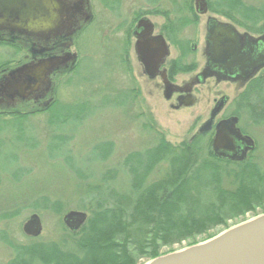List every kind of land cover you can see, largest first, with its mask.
<instances>
[{"label":"rangeland","instance_id":"obj_1","mask_svg":"<svg viewBox=\"0 0 264 264\" xmlns=\"http://www.w3.org/2000/svg\"><path fill=\"white\" fill-rule=\"evenodd\" d=\"M86 1L90 5L91 21L72 38L68 52L76 59V64L59 76L49 75L54 76V85L45 104L0 107L8 110L0 112V264L12 258V245L33 242L32 237L21 230L31 213L38 214L42 226L40 234L33 239L48 242L66 237L61 234L66 230L61 222L62 215L67 210H81L89 215L87 209L94 208V202L87 194L96 185L105 186V191L122 186L125 155L156 147L157 134H162L173 146L188 142L207 117L213 97L219 94L228 95L230 100L235 97V84L220 81L212 85L209 82L199 86L195 105L174 112L168 109L160 92L151 90V94L148 93L150 85L138 80L134 83L139 87L140 95L126 99L124 93L133 84L120 72L118 58L114 56L122 43V30H128L133 13L143 5L148 7L150 3V9L157 5L154 7L171 12L178 0ZM151 14L155 15L154 12ZM155 19L163 21V16ZM28 52V45L11 40L0 42V74L6 75L23 64ZM186 75L189 73H183V78ZM260 88L255 93V100L246 99L235 109L239 114V125L256 140V148L244 160L245 164L234 167L237 168L236 187L227 190V179L215 178L213 181L211 178L210 187L216 180L221 185L214 192L213 207L218 215L202 231L174 235V239L180 236L182 239L169 248L162 247V254L188 246L191 239L195 243L202 242L232 225L264 213V85ZM231 104L225 112L232 110ZM72 115L75 118L70 117ZM144 122H151L157 134L143 128ZM210 135L202 136L198 144L210 149ZM53 139L59 144L56 152L50 151L54 147ZM99 150L102 151L101 158L94 162L92 158ZM160 150L156 152L159 156L164 153ZM161 163L151 171L149 178L155 179L163 170L165 163ZM103 197L100 203L102 208L110 209L111 217L110 226L98 234L96 244L99 246L87 250L79 262L60 256L53 258L55 264H114V254L119 251L131 257L135 255V244L142 239V232L136 237L134 231L144 226L143 222L137 218L128 230H119L115 235L113 228L114 218L125 223L130 219L129 214L134 216V212L129 211L136 206L131 204V208H127L118 194ZM142 230L148 231V227H142ZM108 231L111 233L109 240L104 239ZM100 247L104 250L98 251ZM148 260L139 257L137 261L144 264Z\"/></svg>","mask_w":264,"mask_h":264},{"label":"flooded vegetation","instance_id":"obj_2","mask_svg":"<svg viewBox=\"0 0 264 264\" xmlns=\"http://www.w3.org/2000/svg\"><path fill=\"white\" fill-rule=\"evenodd\" d=\"M62 1L72 4L78 0ZM149 4L147 5L148 7H144L143 5L140 10L133 13L128 30H122L124 33L122 43H120L119 48L117 47V50L114 52L115 58H118L116 62L118 63L120 72L128 76V80L133 84V87L124 93L126 94V99L129 97L135 98L140 95L139 87L134 82L141 80L150 85L148 93L151 90H155L157 93L160 92L168 109L175 112L195 105L199 86L208 85L209 82L215 85L220 81L235 84L237 86L235 99L233 98L231 101L226 94H219L213 97L207 117L202 122L209 117L210 110L217 99L221 96H226L223 107L218 114L216 113L209 130L197 134L196 129L189 140L196 135L206 136L207 134H211V143L215 124L219 120L228 118L229 116H236L237 129L241 135H246L252 139L254 144L253 149H255L256 140L239 125V114L235 113V109L241 106V102L245 103L246 99L255 100L256 91L264 85V62L256 66L257 68L246 77L240 76L234 80H217L214 75H206L204 71L206 63V40L204 37H206L207 29L214 25H222L227 34L236 35L239 38L247 37L251 40H256L262 37L264 35V0H204L203 12H199L195 0L176 1L173 4V8H171V12L154 7L157 5H154L153 9H150ZM89 8L90 5L83 4L77 12L75 10L71 13L73 23L69 30H60L58 33H52L47 36H25L0 30V42L11 40L26 46L28 45L29 52L24 56V63L58 56L69 57L68 52L72 38L91 21L92 15L89 13ZM152 12L155 15H152ZM88 16L89 20H87ZM161 16H163V21L159 22L155 19V17L160 18ZM151 17H154V19H151ZM141 18H146L151 23L152 29L150 32L144 31L143 27L136 28L137 20ZM136 41H141V45L144 48L147 46H149V49L151 48V53L148 54L145 61L146 65L140 61L137 52H135ZM263 49L264 43H259L257 50ZM69 58L71 60L66 65L53 70L50 76H59L63 72H66L68 68L73 67L76 64V59L71 56ZM132 64L134 67H132ZM198 67H200L199 70ZM192 69L196 71L192 72ZM183 73H189V75L183 78ZM1 74L0 107L21 106L29 103L32 105L45 104V98L50 94L54 85L52 81L54 76H49L51 86H49L50 90L48 92H42V88H38V90L31 89L27 91L25 98H21L24 94L18 92L16 89H14L12 94H9L3 84L5 82V75ZM199 74H202L203 77H200ZM166 86L170 88L167 97H165ZM188 101H191L193 104L190 106L186 105ZM230 104L232 110L225 112V109ZM148 110L150 111V109ZM2 111L8 110L0 109V112ZM218 115L219 117H217ZM255 118L257 120L259 117ZM253 120L256 121L255 119ZM253 149L247 152L244 160L247 159ZM221 160L237 162L227 159Z\"/></svg>","mask_w":264,"mask_h":264},{"label":"water","instance_id":"obj_3","mask_svg":"<svg viewBox=\"0 0 264 264\" xmlns=\"http://www.w3.org/2000/svg\"><path fill=\"white\" fill-rule=\"evenodd\" d=\"M204 0H195L199 12L204 11ZM86 0L66 3L62 0H0V30L25 36H47L60 30H69L73 23L72 14ZM143 27L150 32L151 23L146 18L137 20L136 28ZM208 28V27H207ZM205 74L214 75L217 80H234L236 77L250 75L264 62V49L257 50L264 43V35L256 40L229 35L222 25L207 29ZM135 48L140 61L146 65L151 53L149 46L143 47L136 41ZM71 59L53 57L26 62L15 67L5 75V88L9 94L16 89L24 95L31 89L42 92L50 90L49 75ZM203 77L202 74H199ZM170 88L166 86L168 96ZM19 93V94H20ZM226 96H221L209 117L197 128L196 133L210 129L213 118L223 107ZM188 101L186 105H192ZM237 117L229 116L219 120L214 126L210 149L214 157L240 162L244 160L254 144L250 137L241 135L236 126ZM87 213L81 210H67L61 222L67 231L76 232L86 221ZM21 230L28 237H37L41 230V221L36 213H31L23 222ZM144 264H264V213L223 230L202 242L190 244L180 250L152 257Z\"/></svg>","mask_w":264,"mask_h":264},{"label":"trees","instance_id":"obj_4","mask_svg":"<svg viewBox=\"0 0 264 264\" xmlns=\"http://www.w3.org/2000/svg\"><path fill=\"white\" fill-rule=\"evenodd\" d=\"M70 117L75 118V115ZM143 128L157 134L151 122L150 124L144 122ZM157 136L159 138L156 147L125 155L122 165L126 172L121 181L122 186L119 188L114 186L113 190L105 191V186L96 185V188L87 194V198L94 202V208L87 209L90 214L87 215L86 221L79 230L76 232L65 230V233L61 234L66 237L63 236L54 241L46 242L32 238L30 240L33 242L27 245H12L13 256L5 264H55L53 258L60 256L79 262L85 257L87 250H95L99 246L96 244L98 234L103 233V228L110 226L111 211L102 208L100 203L101 199H104L103 195L107 196V194H118L129 209L131 204L136 206L129 211V213L134 212V216L129 214L130 219L125 223L121 224L120 218H114V235L119 230L122 232L128 230L130 223L132 224L133 220L136 223L137 218L144 224L134 231L136 237H140L141 232L143 235L140 237L142 239L135 244L136 248H133L135 255L131 257L119 251L118 254H114V264H138L139 257L151 259L163 253L162 247L169 248L172 243L182 239V236L174 239V235H183L185 231L188 233L202 231L207 223L213 221L214 216L218 215L213 207L216 201L214 192L221 188V185L216 180V184H211L210 187L211 178L213 181L215 178L227 179L226 188L231 191L238 182H235L236 169L242 167L245 161L218 160L210 152L211 149L198 144L202 139L201 135H196L188 142H182L177 146L165 140L162 134ZM52 141L54 147L50 148V151L56 152L58 150L55 151V148L59 144H55V139ZM63 142V140L60 141L62 145ZM159 149H161L160 153L164 151L160 156L156 154ZM57 153L60 154V152ZM101 153L102 151L99 150L92 158L94 162L101 158ZM162 161L165 163L163 170L155 179L149 178L151 171L158 164H162ZM122 165L119 167L123 169ZM114 183L116 184L115 181ZM81 208L84 207L81 206ZM139 215L146 218L142 219ZM142 227H148V231H143ZM106 238L111 239L109 231L104 235V239ZM194 243L195 240L191 239L188 245ZM102 250L104 247H100L98 251Z\"/></svg>","mask_w":264,"mask_h":264}]
</instances>
